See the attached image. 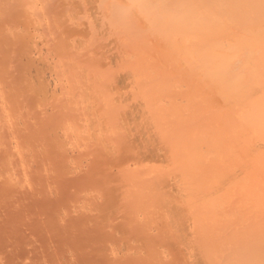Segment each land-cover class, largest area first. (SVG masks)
Returning a JSON list of instances; mask_svg holds the SVG:
<instances>
[{
  "label": "bare ground",
  "instance_id": "1",
  "mask_svg": "<svg viewBox=\"0 0 264 264\" xmlns=\"http://www.w3.org/2000/svg\"><path fill=\"white\" fill-rule=\"evenodd\" d=\"M0 264H264V0H0Z\"/></svg>",
  "mask_w": 264,
  "mask_h": 264
}]
</instances>
